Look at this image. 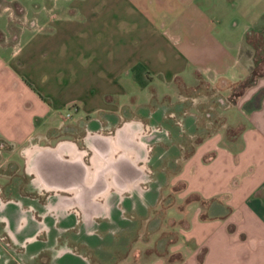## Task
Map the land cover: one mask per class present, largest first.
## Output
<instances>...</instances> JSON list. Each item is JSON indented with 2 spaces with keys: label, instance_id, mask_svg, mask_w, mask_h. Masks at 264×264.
Instances as JSON below:
<instances>
[{
  "label": "crops",
  "instance_id": "crops-1",
  "mask_svg": "<svg viewBox=\"0 0 264 264\" xmlns=\"http://www.w3.org/2000/svg\"><path fill=\"white\" fill-rule=\"evenodd\" d=\"M4 1L10 4L0 3V234L23 256L14 257L0 242V264H264V54L261 64L255 61V51L264 48V0ZM245 81L248 85L224 112L222 123L231 132L220 125L197 139L191 120L193 147L169 175L176 194L168 208L178 213L171 212L174 223L166 232L173 238L165 253L147 247L149 238L156 242L164 231L142 238L140 223L131 241L147 244L143 250L125 249L108 259L111 245L115 250L129 241L119 235L128 227L120 204L132 203L141 211L138 220L147 222L151 195L143 189L145 180L117 184L125 190L114 187L108 205L115 216H104L110 230L97 231L95 221L103 218L92 214L88 224L74 210L78 203L68 202L76 190L65 187H71L67 174L81 168L74 161L83 156L79 148L66 151V160L58 144L28 142L47 136L67 112L108 123V116L123 109L128 118L121 114L114 129L130 145L122 147L114 137L110 159L114 171L130 170L131 180L141 179L153 170L144 137L149 126L132 123L154 119L130 108L155 113L159 109L151 103L173 100L165 99L170 93L178 97L180 83L189 89L205 83L225 94L230 88L222 89L220 82ZM151 139L156 141L151 148L162 141ZM27 142L20 166L13 159ZM19 171L26 175L20 182ZM134 185L144 191L135 190L139 193L130 200L126 188ZM51 189L55 193L41 195ZM78 244L107 254L90 262L69 248Z\"/></svg>",
  "mask_w": 264,
  "mask_h": 264
},
{
  "label": "rangeland",
  "instance_id": "rangeland-1",
  "mask_svg": "<svg viewBox=\"0 0 264 264\" xmlns=\"http://www.w3.org/2000/svg\"><path fill=\"white\" fill-rule=\"evenodd\" d=\"M0 3L2 4H10L8 1L0 0ZM262 54H264V48L258 49L255 51V61L258 62L260 60ZM260 64L262 60L259 61ZM248 82H242V84H225L223 82H220L219 87H229L230 90H227L225 94L228 97H225L226 95L222 93L221 91H218L216 89H211L209 86L205 83L199 84L197 89H189L185 88L182 83L179 90L181 93L179 95L173 96L172 93L169 94V98L165 99H170L172 98L173 100L171 101H164L163 103L159 104L158 106H155V103L152 102L151 106L157 107L159 111L157 112H150L149 110L145 108H138V107H132L130 108L131 111H133L135 114H138L142 118H152L151 120L153 121H140L132 124H138V127L145 128V126H149L147 129V133L149 132V129L155 130V134L153 136L158 137V141L162 140L159 143L154 144L152 148L150 145H152L154 142V139L150 138L147 140L146 146L148 147V153L151 154L150 156V161L148 162L150 167H153L152 172H149L148 174L150 177V181L147 180L148 187H144V190H149L148 192L151 195V199L147 200L148 204V209L145 210L148 218L147 222H135L133 218H131L130 215L126 216L127 218L123 220V222L126 220V222L132 221V226L133 229L131 228V225L129 223L128 227L125 228L126 230H123V234L119 233L120 236H123L124 234L126 235L125 237L129 240L127 241V244L124 245L123 247H116L115 250L112 247V245L109 247L111 248V252L109 251V258L110 260L115 259L118 256H121L124 253L125 249L131 248V251L133 252H138L141 249L143 250V247L147 244L142 243L141 247L133 244L131 239H134L137 237L138 233V227L140 226V223H142V232L141 234L139 233V236L142 238H149V233L154 232L156 230H163V233L158 234L156 242L153 239H148V243L150 244L148 248L151 249L149 251H154L156 250L157 253H165L166 252V243L171 240L172 233L171 232H166L168 228H170V225L174 223L173 217H171V212L176 214L178 213V210H171L168 208L170 205H173V200L175 199L174 195L176 192H173L175 188L170 185L171 180L173 178L172 175L175 172V169H178L179 164L181 163L180 161L186 157V155L189 154L191 148L193 147V142H194V136H192V132L190 129V126L194 125L196 126V137L195 138H200L204 135L211 134L215 129H218L220 125L222 128H226L229 132L232 131V129H228L227 125L222 123L224 120V112L227 110V108H230L236 98V94L240 93L242 91L243 85H248ZM245 86V87H246ZM218 88V85L217 87ZM175 90V91H177ZM224 94V96L222 95ZM168 96V95H167ZM166 102H169V104H166ZM141 107V106H140ZM152 109V108H151ZM123 111V109H122ZM117 111V113H114L116 116H108L109 122L107 123L106 121H102L106 119V117L101 120L102 122H97V123H92L91 119H85V118H72L71 114L74 115L75 112H67L69 116H66L63 118H60L58 120L57 125L52 126L50 130L47 131L46 135L45 134H39L38 136H33L29 139V143L33 144H39L41 147L43 145H48V146H53L55 143H58L59 141L62 140L61 137H64V133L67 130H72L75 131V135L77 136L78 133L81 132H91L95 133L99 129V123H102V125L106 128L104 130L113 129L112 131H115L116 127L120 125L121 121L118 118H128L127 115H124L123 112ZM132 113V112H131ZM122 114V116H121ZM120 117H119V116ZM194 122L193 125H191V120ZM94 119V118H93ZM90 121V123H89ZM120 121V122H119ZM147 124V125H145ZM128 125V124H127ZM190 125V126H189ZM115 128V129H114ZM76 129V130H75ZM77 131V132H76ZM71 132V131H67ZM156 140V139H155ZM153 141V142H152ZM27 142L24 147L20 148L19 151L15 154L14 161L17 162L20 166L23 165V159L27 158V151L28 147L27 146L29 143ZM150 142L152 144H150ZM3 144V143H1ZM9 146V144H7ZM37 147H33L35 149ZM152 152V153H151ZM1 154V153H0ZM177 164V168L176 165ZM178 162H180L178 164ZM5 166L9 167V165ZM156 167V168H154ZM11 169V167H9ZM3 169L0 170V172ZM9 171V170H8ZM22 172V173H21ZM19 175H22L24 178H26L25 173L23 171H19ZM157 182V183H156ZM153 184L152 186H150ZM121 205V204H120ZM168 208V209H167ZM172 208V207H171ZM138 210V209H137ZM135 211V209H134ZM133 211V212H134ZM168 212V214H167ZM129 213V212H128ZM108 219V218H107ZM105 218L101 219L105 221L103 224L98 225L99 228H96L97 231H104L106 233L109 231L107 229V223L111 222L109 219L107 220ZM104 224H106L104 226ZM109 227L111 225L109 224ZM147 231V233H145ZM63 238H67L68 236L64 235L62 236ZM61 237V239H62ZM105 238V234L102 236H99V242H103ZM63 240V239H62ZM0 242H2L3 246L7 248L11 253H12V246L14 248H17L15 245L11 243V241L7 238L6 235L0 234ZM146 242V243H147ZM100 243V244H101ZM140 245V244H138ZM151 245H154L151 247ZM158 247V248H157ZM73 252H77L80 255H85L87 258H90V262H92L93 259L106 256L103 253L104 249H101V247H98V249L91 248L89 244H78V245H72L69 247ZM18 249V248H17ZM135 249V250H133ZM154 249V250H153ZM20 251V249H18ZM107 254V251L105 252ZM167 259H170L169 256H167Z\"/></svg>",
  "mask_w": 264,
  "mask_h": 264
},
{
  "label": "flooded vegetation",
  "instance_id": "flooded-vegetation-1",
  "mask_svg": "<svg viewBox=\"0 0 264 264\" xmlns=\"http://www.w3.org/2000/svg\"><path fill=\"white\" fill-rule=\"evenodd\" d=\"M91 122L97 123L100 121L98 118H94V119H91ZM98 125H99L98 126L99 129L97 132L96 131L95 133L81 132V133H78L77 136H74L75 131L67 130L71 132L69 133L66 131L64 133L65 134L64 137H61L62 140L54 144L55 146L57 144L60 145L61 146L60 150L64 151L65 154H67L66 151H71L73 149V146H76L77 148H79V152L83 155L81 157L80 155H77V157L75 156L74 161L78 160L80 162L81 168L77 172L76 171L68 172L67 175L68 176L71 175L70 176L71 179L67 178V183L71 187H68L67 185L65 187L76 190V194L71 197L73 199L69 198L68 202L74 203L73 202L74 200L78 203L77 206L75 205L76 208H74V210L77 209V213H79V215L82 216V218L88 220V224H90L89 216L92 214H94L95 217L99 219L104 218V216L108 214L110 215L112 214L115 216V208L111 207L110 204L108 205V201L109 199L111 200V197H112L111 195L115 193L113 191L117 190V188H114V187H118V189L125 190V188L122 187L123 185L119 186L117 184H123L124 182H126L127 184L128 183L130 184L136 180H141V181L145 180L144 183H141V184L146 185L147 184L146 181L151 180L149 177L148 171H146L145 174L142 173L141 179H138L136 177L133 180H131L132 172H130V170L129 172H125L126 174H123L124 170L114 171V167H116V164L113 162V159H110L111 158L110 140L114 139L115 137V140L117 141V143H119L122 147H126L130 145L129 144L130 142L125 140L124 138L118 137L115 131H112L110 129L104 130V128L106 127H104L102 123H99ZM153 134H155V130H154V133H151L150 131L148 132V134H145L144 135L145 140L152 138ZM52 153H51L52 161H53V164H55L56 162L54 159L56 158L57 150H53ZM68 155L70 154L68 153L67 156ZM68 159H69V156L66 160ZM99 159H102L101 161H103L101 164L98 162ZM149 172H152V171H149ZM139 173L140 172H138V174ZM15 178L18 180V182H20L19 180L20 178L22 181L23 179H25L21 175L16 176ZM72 178L74 179L72 180ZM135 190L139 191L140 188H138L135 185L133 186L132 190L130 188H126V192L128 194L126 195V197H128L130 200H133L135 198V194L139 193V192H136ZM143 191L144 190L142 189L140 190L141 193ZM41 193H42L41 195L45 194L49 196L51 193H55V192L51 189V190H47L46 192H41ZM118 209L120 210V213L125 215L124 216L125 218H127L126 216L130 215L131 218L135 220V222L139 221L137 215L141 211L139 210L134 211V206L132 203L130 202L127 204L123 203L122 205L118 207ZM128 210H129V213H128ZM104 222L105 221L100 222L99 220L97 222L95 221V226L97 225L100 226V224H103ZM129 223L132 226L131 224L132 221H130ZM133 227L134 226H132L131 228L133 229ZM11 248H12V253L14 254V257L16 256V257L22 258L23 255L21 251H19L17 248H14L13 246Z\"/></svg>",
  "mask_w": 264,
  "mask_h": 264
},
{
  "label": "bare ground",
  "instance_id": "bare-ground-1",
  "mask_svg": "<svg viewBox=\"0 0 264 264\" xmlns=\"http://www.w3.org/2000/svg\"><path fill=\"white\" fill-rule=\"evenodd\" d=\"M151 131V133H154V130L153 129H149V132ZM139 143H141V141H139Z\"/></svg>",
  "mask_w": 264,
  "mask_h": 264
},
{
  "label": "built area",
  "instance_id": "built-area-1",
  "mask_svg": "<svg viewBox=\"0 0 264 264\" xmlns=\"http://www.w3.org/2000/svg\"><path fill=\"white\" fill-rule=\"evenodd\" d=\"M66 116H69V114H67Z\"/></svg>",
  "mask_w": 264,
  "mask_h": 264
}]
</instances>
